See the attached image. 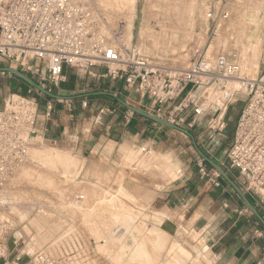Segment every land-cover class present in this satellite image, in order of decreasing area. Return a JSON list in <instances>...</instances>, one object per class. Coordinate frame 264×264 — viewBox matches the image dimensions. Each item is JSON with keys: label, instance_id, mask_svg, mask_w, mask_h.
Returning a JSON list of instances; mask_svg holds the SVG:
<instances>
[{"label": "rangeland", "instance_id": "374dc122", "mask_svg": "<svg viewBox=\"0 0 264 264\" xmlns=\"http://www.w3.org/2000/svg\"><path fill=\"white\" fill-rule=\"evenodd\" d=\"M117 1L114 6L98 0L83 3L91 5L99 23L104 24L109 33L106 41L138 49L155 68L173 74L187 67L201 49L215 53L221 48L238 52L242 48V62L249 60L248 65L256 69L252 73L264 72V0ZM208 7L217 15L227 11L228 17L207 20ZM245 44L258 45L262 53L259 66L254 50ZM246 103L241 89L228 112L230 120L238 117ZM190 129L199 131L198 127ZM33 137L32 146L49 160H40L41 156L37 160L31 152L32 164L11 183L15 197L7 195V201L0 203V214L8 219H0L4 225L0 231L9 252L20 254L22 262L41 257L52 259L54 264H203V240L190 230L189 221L178 220H183L184 214L158 215L123 187L127 180L175 177L177 166L173 168L169 158L156 159L154 153L137 147L116 159L111 157V146L103 153L94 150L80 157L70 147L43 144L35 134ZM180 137L184 141L181 149L191 152V138L183 133ZM86 192L95 196L97 203L93 202L89 213H76L69 207L71 197L75 193L87 197Z\"/></svg>", "mask_w": 264, "mask_h": 264}, {"label": "built area", "instance_id": "2783aa9c", "mask_svg": "<svg viewBox=\"0 0 264 264\" xmlns=\"http://www.w3.org/2000/svg\"><path fill=\"white\" fill-rule=\"evenodd\" d=\"M227 17V11L217 15L208 7L207 20ZM97 29L76 0H0V63L19 69L43 87L45 83L57 86L63 80L64 65H103V76L122 80L130 91L148 99L145 111L188 130L205 114L211 117L209 125L223 129V112L244 89L247 103L235 122L226 168L243 177L240 188L246 195L263 199L264 72L253 80L245 79L239 52L221 48L215 53L201 49L187 67L167 73L153 67L138 49L109 43ZM43 95L29 85L24 94H10L0 108V203L26 160L25 148L27 142H33L39 110L37 96ZM51 111L49 102L44 116L50 117ZM197 166L201 177L220 185L216 172L202 158ZM11 243L16 246L14 239ZM9 251L0 231V264H54L39 256L25 263L20 254Z\"/></svg>", "mask_w": 264, "mask_h": 264}, {"label": "crops", "instance_id": "0c3cea01", "mask_svg": "<svg viewBox=\"0 0 264 264\" xmlns=\"http://www.w3.org/2000/svg\"><path fill=\"white\" fill-rule=\"evenodd\" d=\"M245 48L254 50L259 66L262 53L258 45L245 44ZM244 50L241 48L239 52L240 63ZM105 70L103 65L90 68L64 65L63 80L57 86L45 83L44 86L50 88L57 97L37 96L39 110L34 126L35 139H40L43 144L70 147L80 157L94 150L103 153L106 146H111V157L116 159L137 147L154 153L156 159L169 158L171 166H177L175 177H148L141 179V182L127 180L123 187L133 198L137 201L139 199L141 205L154 208L158 215L184 214L183 220H178L182 223L189 221L190 230L199 233L203 240V248L200 250L206 256L203 264H264L263 225L217 173L219 186L201 177L197 166L200 156L193 143L191 152L181 149L180 145L184 141L179 131L132 113L124 107L120 100L143 110L149 101L130 91L122 80L103 76ZM28 86V83L13 73H0V108L10 94H24ZM49 102L52 103V111L50 117L46 118L43 113ZM231 106L223 112V129L217 130L213 124L209 125L211 117L205 114L197 117L194 125L199 131H189L197 147L220 164L242 187L243 177L235 170L226 168V153L232 143L237 119H233V113L232 120L228 116ZM239 113L240 110L237 116ZM217 120L214 122L217 123ZM28 164L32 163L26 159L19 175ZM247 196L264 219V198ZM0 216L1 220L8 222L5 214ZM11 254L14 255V252Z\"/></svg>", "mask_w": 264, "mask_h": 264}, {"label": "water", "instance_id": "95a60500", "mask_svg": "<svg viewBox=\"0 0 264 264\" xmlns=\"http://www.w3.org/2000/svg\"><path fill=\"white\" fill-rule=\"evenodd\" d=\"M0 71L3 72H9L17 75L22 80H24L26 83H28L30 86L34 87L38 91H40L42 94L49 96V97H57L54 93L34 81L30 76L23 73L19 69L11 66H0ZM121 104L129 109L132 113H135L137 115H140L142 117H145L155 123H158L162 126L174 129L176 131H179L187 136H189L192 140V143L194 145L195 150L199 154L200 158H202L212 169L216 171V173L231 187V189L237 194V196L240 198L244 206L256 217V219L263 225L264 227V219L259 214V212L255 209L251 201L249 200L246 193L239 187V185L231 178V176L228 174V172L218 163H216L211 158L207 157L196 145L193 135L190 133L188 129H185L171 121H168L160 116H157L156 114L149 113L137 106H134L126 101L120 100Z\"/></svg>", "mask_w": 264, "mask_h": 264}, {"label": "bare ground", "instance_id": "6f19581e", "mask_svg": "<svg viewBox=\"0 0 264 264\" xmlns=\"http://www.w3.org/2000/svg\"><path fill=\"white\" fill-rule=\"evenodd\" d=\"M78 3H81L82 4V6H84L85 7V9H86V12H87V14H88V16H89V18H90V20H91V23L93 24V25H95L96 26V28H98L97 30H98V32L100 33V35L103 37V38H105L106 36L105 35H108L109 33L107 32V30L105 29V27L103 26L104 24L103 23H99L100 22V20H99V17L97 16V13H95L96 11H94V12H92V10L93 9H91L92 8V6L91 5H89L88 3H83V1L82 0H76ZM98 2H101V3H103V4H107V5H109V6H111V5H117L119 2L117 1V0H98ZM91 3V2H90ZM232 20V19H231ZM228 22V21H227ZM219 28V27H218ZM125 37V36H124ZM107 38V37H106ZM113 42V41H112ZM112 42H109V43H112ZM126 45V44H125ZM215 45V44H214ZM241 63L243 64H241V66H242V73H243V76L245 77V79H249V80H253L254 78H255V75L256 74H254V73H252L254 70H256L255 68H253V66H251L252 64H250V65H248L249 64V60H246V61H241ZM235 82V81H234ZM212 93V92H211ZM210 97H212L211 96V94H210ZM28 143V145H26V148H25V150H26V159H28L29 160V157H31V152H33V153H36V154H34V157H36L37 158V160H38V158L41 156L38 152H39V150L38 149H36L34 146H32V144H33V142H27ZM134 151H136V150H134ZM139 152V151H138ZM33 153H32V156H33ZM149 155V154H148ZM151 156V155H150ZM149 156V157H150ZM142 157H144V154H143V156ZM30 159H32L33 160V157H31ZM61 159H64V158H61ZM61 159H59L60 161H61ZM40 160H43V161H46V160H49V156L48 155H46V154H44V156H41V158H40ZM69 164H70V162H69ZM33 171V169H30L29 170V174L31 173ZM38 173H42L41 171L39 172L38 171ZM93 190H95V189H93ZM18 192V191H17ZM24 192V190H21V193H23ZM15 193V192H14ZM87 193V197L85 196V194H80V193H78V194H73V196L71 197V201H70V203H69V207H71V209L74 211H77L76 213H78V212H81V213H89V211H91V210H93L94 209V207L92 206L91 208H90V206L93 204V202H95V203H97L96 202V197L94 196V197H92V195L90 194V193H88V192H86ZM94 193V192H93ZM96 193H98V192H96ZM96 193H94V195L96 194ZM7 195H11V196H13V197H15V195L13 194V191H11V188H9V189H7V190H5L4 191V193L1 195V201H4V202H6L7 201ZM79 195H81V196H79ZM58 203H60L61 205H63L62 204V202H58ZM59 204V205H60ZM123 207L126 209V205H123ZM113 208H115V207H113ZM53 209V208H52ZM57 209V208H56ZM113 210V209H112ZM116 210H119L118 208H116ZM115 211V210H114ZM114 211H112V212H114ZM59 212V211H58ZM57 212V213H58ZM117 212V211H116ZM115 213V212H114ZM114 213H112V214H114ZM118 213V212H117ZM115 215V214H114ZM113 215V216H114ZM5 222V221H4ZM93 223V222H92ZM29 224V223H28ZM31 227V226H30ZM100 227V226H99ZM95 230V229H94ZM104 230V229H103ZM100 231V230H99ZM99 233V232H98ZM102 233V232H101ZM100 233V234H101ZM102 236H104V237H106V233H102L101 234V237ZM136 238V234L134 233L133 235H132V243L135 241L134 239ZM102 239V238H101ZM106 239H107V237H106ZM100 241H102V240H100ZM136 243V242H135ZM135 243H133V245L135 244ZM131 245V244H130ZM129 246V245H128ZM104 249H102V251H103ZM163 250V249H162ZM109 251V250H108ZM185 251V250H184ZM116 252V251H115ZM122 254V253H121ZM120 255V254H119ZM123 257V256H122ZM79 264V263H78Z\"/></svg>", "mask_w": 264, "mask_h": 264}, {"label": "trees", "instance_id": "16d2710c", "mask_svg": "<svg viewBox=\"0 0 264 264\" xmlns=\"http://www.w3.org/2000/svg\"><path fill=\"white\" fill-rule=\"evenodd\" d=\"M35 81H36V79H35Z\"/></svg>", "mask_w": 264, "mask_h": 264}]
</instances>
